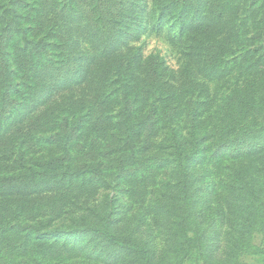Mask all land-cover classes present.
Here are the masks:
<instances>
[{
  "label": "rangeland",
  "instance_id": "374dc122",
  "mask_svg": "<svg viewBox=\"0 0 264 264\" xmlns=\"http://www.w3.org/2000/svg\"><path fill=\"white\" fill-rule=\"evenodd\" d=\"M110 233L264 264V0H0V264H148Z\"/></svg>",
  "mask_w": 264,
  "mask_h": 264
},
{
  "label": "trees",
  "instance_id": "16d2710c",
  "mask_svg": "<svg viewBox=\"0 0 264 264\" xmlns=\"http://www.w3.org/2000/svg\"><path fill=\"white\" fill-rule=\"evenodd\" d=\"M177 133V131H176ZM183 141V140H182ZM182 141H177L174 143L175 147L177 148V151L175 152V157H177V159H174L173 161V171H176L178 175H180L181 177H186L189 174V155L188 156H183L181 157V150L185 151L184 148H181L183 142ZM202 142V138L198 139L197 141H195L194 146L196 147V145H198L199 143ZM121 170H123V167L120 168ZM105 168H104V164L99 162V163H88L85 165V167L83 168V171L89 174H95V175H102L104 172ZM107 223V225H105L104 230H97V232L102 233V235L106 234L107 230L110 231L111 227L110 224ZM79 235V234H78ZM107 238V237H105ZM109 238L111 241H115L117 242V245H120L122 248H128V251L131 252L132 254H135L136 256H142L146 262L149 264V262H152V257H153V250L151 248H148V244H143V243H136L133 242V240H131L130 238H121L119 236H115L113 233L109 235ZM130 241L129 244L126 243V241Z\"/></svg>",
  "mask_w": 264,
  "mask_h": 264
}]
</instances>
